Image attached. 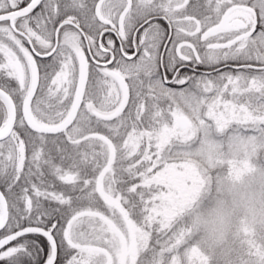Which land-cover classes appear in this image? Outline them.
<instances>
[{
	"label": "snow or ice",
	"instance_id": "1",
	"mask_svg": "<svg viewBox=\"0 0 264 264\" xmlns=\"http://www.w3.org/2000/svg\"><path fill=\"white\" fill-rule=\"evenodd\" d=\"M205 149H264V0H0V264H207Z\"/></svg>",
	"mask_w": 264,
	"mask_h": 264
},
{
	"label": "clouds",
	"instance_id": "2",
	"mask_svg": "<svg viewBox=\"0 0 264 264\" xmlns=\"http://www.w3.org/2000/svg\"><path fill=\"white\" fill-rule=\"evenodd\" d=\"M210 154L225 158L205 149V183L177 219L207 264H264V149L233 154L237 165L218 178Z\"/></svg>",
	"mask_w": 264,
	"mask_h": 264
}]
</instances>
